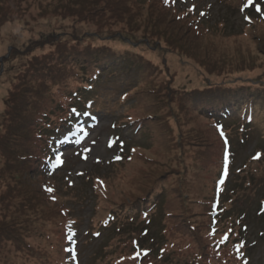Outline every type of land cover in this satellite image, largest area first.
Here are the masks:
<instances>
[{
  "label": "rangeland",
  "instance_id": "374dc122",
  "mask_svg": "<svg viewBox=\"0 0 264 264\" xmlns=\"http://www.w3.org/2000/svg\"><path fill=\"white\" fill-rule=\"evenodd\" d=\"M126 1L127 12L118 13V17L95 16V22L99 18L108 21L98 26L93 21L78 18L39 17L45 9H53L57 0H0V22L6 21L0 26V138L5 133L8 90L17 84L19 76L35 61L34 57H39L38 60L46 55L58 59L67 57V61L62 60L65 63L62 69H67L68 73L74 66L83 67L79 58L84 57L85 48L108 46L126 53L136 62L138 69L132 68L127 73L122 66L106 72L93 95H99L97 105L91 108L93 114L77 125L71 134L67 135L65 130L57 133L58 137L66 136V140L64 147L53 151L51 157L54 164L56 158H60L62 169L44 177L33 171V176H27L32 190L40 189L43 182L56 190L60 198L59 209H68L67 216L72 217L75 223L71 224L76 225L79 233L81 264H223L217 260L215 253L218 250L212 243L230 229L233 231L230 233L231 242L243 248V261L247 260L243 264H264V160L255 163L256 154L260 150L264 152V104L257 109L259 117L250 126L252 130L249 139L247 136L244 140L245 145L240 142V135H246V129L228 126L222 129L225 131L222 134L223 147L234 137L231 140L234 143L232 153L236 155L234 171L242 170L241 174H232L229 170L230 175L224 176L228 165L223 152L211 157L207 151L202 158L207 173L199 168V151L205 146L204 137L217 139L216 125L184 107L180 100L193 90L231 83L261 84L264 87V46L259 52L257 44V37L264 35V0L257 4L261 6L260 11L255 5L248 12L240 10L238 0H177L174 8L178 14L193 20L203 31V40L195 41L199 43L198 50L184 44L195 59L180 54L165 41L164 32L170 35L180 31V36L184 35L183 22L171 23L169 18L158 17L155 8L149 6L150 0ZM152 1L158 4V0ZM107 13L112 14L106 10ZM50 32L59 33L60 41L72 40L74 49L68 51L66 48L59 58L53 46H38L36 41L42 39V34ZM72 33L81 36L77 45ZM149 34L152 35L146 36ZM204 53L210 55L211 61L226 60L222 62L224 68L214 75L209 74L202 67L203 62L200 63L204 61L201 58ZM140 65L144 66L141 70ZM240 68L243 70L236 72ZM143 69L145 73H142ZM71 81L73 84L69 79L60 83L58 90L65 95L70 88L76 90L83 86ZM135 88L137 102L130 101L129 97L123 103L121 96ZM51 91L55 105L65 104L63 95L55 88ZM147 92L151 95L148 96ZM133 104H138L142 113L155 105L149 113L157 114L156 119L146 122L143 127L153 126L151 136L143 133L135 136L134 130L130 129L132 126H126L127 108ZM59 112L62 110L47 111L50 116L45 121L46 127L58 125ZM236 122H239L237 125L244 124L241 119ZM44 133L46 137L50 135L57 139L52 130ZM117 134L127 144L123 152L126 156L119 163L115 162L119 147L112 145ZM43 143L46 147L48 142ZM138 145L147 147L140 156L133 152ZM3 156L0 151V185L8 181ZM229 157L233 165V157ZM2 175L6 177L1 178ZM209 176L218 184L228 180L221 192ZM164 189L169 190L164 200L165 196L168 201L174 200L172 207L175 208L159 209L150 216L152 222L148 218L134 222L125 219L127 213L141 204L138 201L148 196L151 199ZM214 198L218 201V213L208 216L209 207L205 204ZM52 209L47 207L45 211ZM167 212L185 215L201 233L196 238L184 236L174 227V220ZM109 213L119 214L118 222H107ZM211 221L215 234H211ZM64 222L63 218L55 217L39 226V234L29 235L26 241L33 247L32 252L19 243L8 242L0 251V264H56L61 256L60 247L62 249L64 245ZM96 231L101 232L97 237ZM206 244L212 246L206 250L208 256L200 260L202 247ZM39 252H46L49 259L43 262L44 258L36 256ZM133 254L144 256L143 260L137 263Z\"/></svg>",
  "mask_w": 264,
  "mask_h": 264
},
{
  "label": "trees",
  "instance_id": "16d2710c",
  "mask_svg": "<svg viewBox=\"0 0 264 264\" xmlns=\"http://www.w3.org/2000/svg\"><path fill=\"white\" fill-rule=\"evenodd\" d=\"M238 1L240 10L244 12L252 10L253 6L255 5V9L257 11L261 10V6L257 5L261 2V0ZM174 4V0H158V4L153 2L152 0L149 1V6L151 8H155L158 17H166L167 19L169 18L171 23L180 24L181 22H183L181 25L185 29L184 35L180 36V31L178 33H176L175 31V33L173 32L170 35H167L166 32H164L167 36L165 38V41L167 44L173 45L180 54L195 59L194 54L188 51L187 46L184 44L189 45L191 49L194 47L198 50L199 43L195 41L203 40V31L200 29V26L198 24H195L193 20L187 18L184 14H178V12L174 8ZM98 6L100 7L98 8ZM125 6H128V1L126 0H57V3L53 5V9H45V11L39 14V17H54L56 19L62 20H65L67 18L76 20V18H78L81 21L83 20L85 22L93 21L92 23H97L98 26H101V23L105 24L108 21H104L105 19L99 18L98 21L95 22V16H104L106 18H112L115 16L118 17L120 16L118 13L122 14L127 12V7ZM106 10L111 12L112 14H106ZM5 23L6 21L2 20L0 22V26L2 24L4 25ZM58 34L59 33L57 32L42 34V39L36 41V44L41 47H45L47 45L53 46L55 48L54 52L56 55L58 54V57L60 56V54L63 55V53L66 51V48L68 49V51H70L72 48L74 49V47H71L74 45L72 40L69 41V39H67L64 41H60L61 39L59 38ZM72 35L75 37V39L74 37L73 39L77 45V43L81 41V39H79V37L81 38V36H77L76 33H72ZM150 35L152 34L146 36ZM186 36L187 39L185 38ZM257 38L259 40L257 43L258 51L260 52L263 48L262 45L264 46V35H261ZM68 42L70 43V46ZM84 50V57L79 58V60L83 62V67H80L81 69H79L74 66L69 69L70 72L68 73L67 69H62L64 68L63 66L65 64L62 63V60L67 61V57H62V59L59 57L60 59H58L55 56L54 58H51L50 55H46L40 60H38L39 57H34L35 63L33 62L29 66V68L26 69V72L29 73H22L19 76V80L17 84L14 85L13 89L8 90V93L6 95L7 98L5 99V105L7 108L4 113L6 121L5 133L4 137L0 138V151L3 155H5L3 157L6 159L3 169L7 167V169L5 170V175L8 178V181H6V183L3 182V184L0 185V251L2 249H5L8 242H13V245L19 243L22 247L32 252L33 247L26 241L29 235L39 234L38 229L41 230L39 226H44L47 221H50L55 217H61L65 220L63 224L64 245L62 246V249L60 247L61 256L60 259L56 261V264H65L70 258L69 252L71 246H68L66 242H68L72 236H76V227H73V229L71 227V223L75 222L72 221V217L70 215L69 216L71 218L67 216V212L69 214L68 209H59L60 198L58 197V194L53 187H50L47 182H43L41 183L40 189L36 188L35 190H32L30 181L27 178V176H31L33 174V171L35 173H38L39 176L42 177L47 175L46 168L48 166L47 162L50 154V148L48 147V145H46V147H43L44 143L42 141L44 139V133H41L40 131L42 123H44V121L47 120L50 116V114L47 113V111L49 110L51 112H58L62 110V113L59 112L58 124H64L65 122L69 121V108L78 109L82 106L86 109L91 110V108H94L93 106L97 105V101L99 100V95H93L95 94V92H97V86H99L102 82V79L105 77L106 72L111 71V69L115 67L122 68V66L126 68L127 73L130 69L137 68L136 62L125 55L126 53H120L117 50L109 48L108 46L99 48L91 47L85 48ZM204 54H202L201 57L202 60L204 59V61H200V63L203 62L202 67L205 68L206 71L209 72V74L214 75L216 71L224 68L222 67L224 66L222 62L226 60L211 61L210 55L207 53ZM239 59H243L242 56H239ZM79 60L76 61L77 65L80 63ZM240 64L241 66H244L243 62H241ZM140 66L141 70L144 66ZM242 68L238 69L236 72L242 71ZM145 72L146 70L143 69L142 73ZM114 74L115 73L111 75ZM218 75H220V73H218ZM67 79H69L70 83L72 82L71 80H74V82L81 83L83 84V86L81 87V89L76 90L70 88L68 90L69 92L64 95L62 93V90H58V88H60L58 86L60 85V83H63ZM71 84H73V82ZM52 88H55V91L57 90L59 94L63 95V103L65 104H54L55 99L54 95H52ZM91 93H93L92 96H89V94ZM147 94L148 96H150L151 92H147ZM137 96L138 91L135 88L128 94L124 93V95L121 96V100L124 103L127 102L130 97V101L137 102ZM185 96L186 97L180 98V100L183 102L182 105L184 107L190 109L198 115L210 119L217 127V130H215L217 139L212 136L204 137L205 140H203V145L205 146L202 147L199 151L200 171L207 173L205 171L207 165H203L202 162V158L207 151L210 152L211 157L219 154L222 155L223 152V158L228 165L224 176L230 175V173L234 174V172H236L237 174H241V169H239L238 171H234L236 155L232 153L234 143L231 142L234 137H232L223 147L222 134L225 131H222V129L225 126L234 127L236 129H246L248 133L246 135H240V142L243 145L246 144V141L244 140L247 136V139H249V133L252 130L250 126H252L253 121L257 117H259V112L257 111V109L259 110L260 105L264 104L263 85L259 84L255 86L250 83H231L223 86L208 87L206 90H193L192 92L186 93ZM154 107L155 105L148 109L146 108V113H142L140 110L141 108L138 106V104L129 106L126 113V126H132L131 130H134L133 132L135 135L143 133L144 135L149 134V136H151L152 133L150 132V130L153 126L146 129H144L143 127L146 122L154 121L156 119L157 114L149 113V110ZM260 113L263 112L260 111ZM237 119H241L244 124L237 125V123H239L236 122ZM55 125L56 124H54L53 126H49L51 128H54ZM217 141L219 143V146L217 145ZM112 145L118 146V150L126 149L127 146L126 142L119 137H116V139L112 141ZM211 147H213V149H210ZM143 150L146 151L147 147L138 145L133 150V152L135 155L140 156ZM119 155L120 158L118 160L119 162H121L126 155L123 152ZM229 156L233 157V165H231L229 161ZM255 157V163L263 161V150H260ZM229 170L230 173H228ZM5 175H2L1 178L6 177ZM209 177L211 178V181L215 184V186H217L218 182H215L212 176ZM16 180L18 181V183L16 182ZM226 181L228 182L227 179ZM26 186H28L27 189H24ZM48 189H52V191H48ZM26 191L27 193H25ZM101 193L103 194V191H101ZM165 194H169V190L164 189L160 194L155 195L151 199V196L144 197V200L138 201V203H141L139 206L134 208L132 212L130 211L129 213H127V215H125V219H129V221L134 222L135 220L148 218L149 222H152L150 216L156 214L159 209L162 210L164 207L165 209H167V207L175 208L172 207V205L174 204V200L168 201L166 200V196L164 200ZM216 198L211 199V201L209 200L208 203L205 204L209 207V211L207 212L208 216L218 213V211L216 210ZM47 207L53 209L47 212L45 211V208ZM167 213L174 220V227L181 230L184 236L196 238V236L198 237V235L201 233L199 227L189 222L188 219L185 218V215H181L179 213L174 214V212ZM106 217V221L110 223L118 222L119 220V214L109 213ZM105 225H103L102 227H106ZM211 228V234H215L216 231L214 228V222L212 221ZM100 233V231H96L95 237L100 235ZM230 233H233L231 229L228 233H224V235L227 234L228 236V241L226 244L221 242V238L219 240L215 238L214 243H212V245H214L213 248H216L218 250L215 253V256L217 260H221V263L223 262V264H238V262L243 264L244 261L247 262L246 259L243 261V248H240L239 246H236L237 244H233V242H231ZM242 244L244 245L243 241ZM212 245L206 244L204 247H202L203 254L200 256V260H204L206 255L208 256V251L206 252V250L211 248ZM36 256L44 258L42 259L43 262H46L49 259L46 252H39ZM143 257L137 254H133V259L137 263L138 261H142ZM38 259L39 258H37V260Z\"/></svg>",
  "mask_w": 264,
  "mask_h": 264
},
{
  "label": "snow or ice",
  "instance_id": "6c2138e0",
  "mask_svg": "<svg viewBox=\"0 0 264 264\" xmlns=\"http://www.w3.org/2000/svg\"><path fill=\"white\" fill-rule=\"evenodd\" d=\"M193 10H194V9H193ZM72 111L75 112L76 109H72ZM59 163H61V161H60V158L57 157L56 160H55V164H59ZM55 164H54V166H55ZM48 191H52V189H48ZM213 234H214V233H213ZM227 241H228V236H227V234H225L224 236H222V238H221V242L226 244Z\"/></svg>",
  "mask_w": 264,
  "mask_h": 264
}]
</instances>
